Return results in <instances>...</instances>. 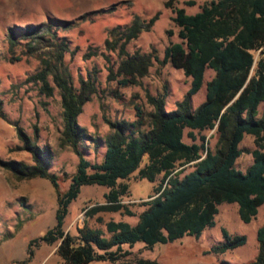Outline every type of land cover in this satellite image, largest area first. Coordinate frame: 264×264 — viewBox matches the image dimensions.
Returning <instances> with one entry per match:
<instances>
[{"label": "trees", "instance_id": "16d2710c", "mask_svg": "<svg viewBox=\"0 0 264 264\" xmlns=\"http://www.w3.org/2000/svg\"><path fill=\"white\" fill-rule=\"evenodd\" d=\"M171 4L172 0H168L164 7L171 8V22L177 28L179 42L169 43L161 60L152 53L129 54L126 46L142 31L150 29L158 13L147 20L133 17L127 25L107 32L103 46L116 52L117 62L115 70L112 66L107 68L106 79L119 78L116 81L120 86L136 85L155 61L160 66L169 64L180 70L190 79L189 87L171 110L165 109V93L146 94L149 112L135 107V117L130 122L104 119L110 132L104 140L100 163L85 160L78 147L83 141L97 146V140L77 123L83 105L96 93L95 79L88 74L84 79L79 77L74 86L62 60L68 52L67 44L62 40L52 44L48 59H42L39 69L26 79L38 83L41 94L51 96L53 88L47 81L51 77L61 108L58 147L69 148L77 158L67 190L58 193L56 175L48 172L52 152L37 145L36 131L29 136L15 126L18 145L14 149L27 153L31 162L0 159V169L17 181L45 179L56 192L55 224L40 238L30 240L26 261L32 255V246L56 244L60 264L93 261L122 264L121 259L127 254L121 251L123 244L141 242L150 247L183 236L198 237L204 228L213 226L217 206L222 203L236 204L238 218L246 224L264 203V61L259 59L252 66L253 52L264 45V0H210L194 14H186ZM49 31L46 24L24 28L22 36L28 38L26 51L32 53L37 49L33 45L47 43L43 34ZM7 40L11 51L15 45L12 30ZM206 69L213 76L204 84L203 101L192 109L191 98L201 88ZM185 128L191 130L187 133L190 144L182 141ZM194 130H213L216 138L213 151L204 147L202 136L199 144L194 142ZM244 135L253 137V149L250 165L240 172L234 163L242 153L238 145ZM186 167L191 170L183 173ZM134 173L139 180H158L142 204L146 209L137 215L134 225L107 221L104 228L108 237L85 224L76 229L75 235L64 232L67 207L82 186L108 188L103 203L87 208L86 217L100 212L133 216L121 202L127 185L118 181ZM221 235L224 241L211 247L209 253L222 254L245 243L244 236H229L224 229ZM255 240L256 255L246 264H264V225L256 230ZM132 264L157 263L137 259Z\"/></svg>", "mask_w": 264, "mask_h": 264}, {"label": "rangeland", "instance_id": "374dc122", "mask_svg": "<svg viewBox=\"0 0 264 264\" xmlns=\"http://www.w3.org/2000/svg\"><path fill=\"white\" fill-rule=\"evenodd\" d=\"M168 0H0V159L30 163V156L14 148L18 145L15 126L27 135L37 132L36 143L52 152V162L48 169L57 178V192L67 190L70 178L75 172L77 158L69 148L60 149L58 139L62 129L60 99L51 77L47 78L52 86L51 96L39 92V84L26 79L40 67L42 59H48L52 44L64 41L68 52L63 55V64L67 68L74 86L79 77L89 74L95 79L96 93L86 102L77 117V123L97 140L94 147L88 141L80 142L78 147L83 157L90 163H100L104 154V140L109 129L104 119L134 120L135 107L144 113L150 111L146 103V94L165 93V109L171 110L187 88L190 79L180 70L169 64L160 66L153 61L147 74L136 85L120 86L119 78L107 81V68L115 70L116 52L105 50L103 42L107 32L115 27L127 25L137 16L147 20L158 13L157 20L148 31H142L129 42L126 51L131 54L152 53L158 60L169 43L179 42L177 28L171 22V8H165ZM210 0H172V7L182 8L186 14H194L199 7ZM192 3V5H188ZM48 25L49 32L43 34L47 43L33 45L37 49L27 52L25 43L28 38L22 36L27 26ZM14 33L15 45L9 50L8 33ZM52 35L56 39L52 38ZM50 44V45H49ZM49 45V46H48ZM48 46V47H43ZM211 70L203 74V81L209 80ZM204 99V87L191 98L194 109ZM260 109V107H259ZM184 129L182 141L190 144ZM195 143L204 137V147L213 151L215 135L213 130L192 131ZM242 151L234 167L240 172L251 163L250 151L253 149V137L244 135L238 145ZM191 170L186 167L183 173ZM119 183L127 185V192L121 198L133 216L121 213L100 212L86 217L84 212L90 206L103 203V195L108 188L97 185L82 186L77 197L70 202L63 219L64 232L75 235L76 229L84 224L90 229H98L108 237L104 224L107 221H123L134 225L137 215L146 209L143 202L148 200L155 182L139 180L135 173ZM56 192L50 183L41 178L15 180L11 174L0 169V264H60L55 253L56 244L32 246L29 260L26 250L30 240L38 239L55 224ZM99 219V221H98ZM264 225V203L249 223H242L237 214L236 204L222 203L217 206L213 226L206 227L198 237L183 236L172 242L154 244L150 247L141 242L131 246L121 245V251L127 254L122 264H132L137 259L154 261L157 264H246L256 255V230ZM224 229L229 236H244L242 246L227 250L222 254L209 253V249L221 244ZM25 261V262H24ZM24 262V263H23ZM88 264H120V262H90Z\"/></svg>", "mask_w": 264, "mask_h": 264}, {"label": "built area", "instance_id": "2783aa9c", "mask_svg": "<svg viewBox=\"0 0 264 264\" xmlns=\"http://www.w3.org/2000/svg\"><path fill=\"white\" fill-rule=\"evenodd\" d=\"M262 59L264 61V45L259 49L253 52V64L252 66L259 60Z\"/></svg>", "mask_w": 264, "mask_h": 264}, {"label": "crops", "instance_id": "0c3cea01", "mask_svg": "<svg viewBox=\"0 0 264 264\" xmlns=\"http://www.w3.org/2000/svg\"><path fill=\"white\" fill-rule=\"evenodd\" d=\"M206 70H209V69H206ZM206 70H205V71H206ZM205 71H204V72H205ZM209 75H210V77H209V79H210V78L213 76V72H212V73H209ZM207 81H208V80H207ZM205 82H206V81H205ZM205 82L203 81V83H202V86H203V87H204ZM202 86H201V87H202Z\"/></svg>", "mask_w": 264, "mask_h": 264}]
</instances>
